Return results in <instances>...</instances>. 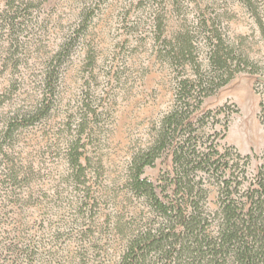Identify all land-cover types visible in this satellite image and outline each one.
<instances>
[{
    "label": "rangeland",
    "instance_id": "obj_1",
    "mask_svg": "<svg viewBox=\"0 0 264 264\" xmlns=\"http://www.w3.org/2000/svg\"><path fill=\"white\" fill-rule=\"evenodd\" d=\"M212 34L224 54L264 66V0H0V264H117L159 220L130 189L132 161L178 82L209 70ZM260 81L236 72L190 118L212 111L200 142L236 171L249 156L248 180L264 149ZM143 176L172 195L171 150Z\"/></svg>",
    "mask_w": 264,
    "mask_h": 264
},
{
    "label": "trees",
    "instance_id": "obj_2",
    "mask_svg": "<svg viewBox=\"0 0 264 264\" xmlns=\"http://www.w3.org/2000/svg\"><path fill=\"white\" fill-rule=\"evenodd\" d=\"M210 40L209 70L201 73L197 64L193 79L178 82L174 105L160 121L154 143L132 161L130 189L148 202L159 220L127 240L117 264H264V149L248 180L249 156L236 171L237 164L222 160L216 144L203 147L200 142L198 130L212 111L190 120L205 97L243 71L261 78L259 121L264 133V66L247 57L235 58L232 51L224 54L219 34ZM189 42L185 37L177 42L181 55ZM166 149L172 153L173 188L170 195L162 186L161 198L143 169ZM72 163L83 169L79 156ZM205 181L216 187L213 211L207 209Z\"/></svg>",
    "mask_w": 264,
    "mask_h": 264
}]
</instances>
